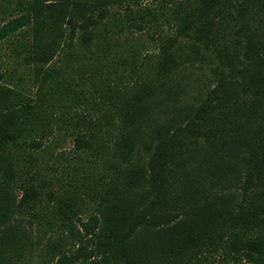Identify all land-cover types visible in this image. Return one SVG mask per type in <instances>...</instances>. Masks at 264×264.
<instances>
[{"label":"trees","instance_id":"16d2710c","mask_svg":"<svg viewBox=\"0 0 264 264\" xmlns=\"http://www.w3.org/2000/svg\"><path fill=\"white\" fill-rule=\"evenodd\" d=\"M129 1L31 0L0 26L37 88L0 83V264H264V0L177 3L131 84L105 21ZM195 64L207 84L181 103ZM28 218L52 233L37 254Z\"/></svg>","mask_w":264,"mask_h":264},{"label":"rangeland","instance_id":"374dc122","mask_svg":"<svg viewBox=\"0 0 264 264\" xmlns=\"http://www.w3.org/2000/svg\"><path fill=\"white\" fill-rule=\"evenodd\" d=\"M30 1L0 0V26L26 13ZM181 1L183 0H136L126 4L114 5L109 9L105 21L111 22L109 38L115 45L109 50L108 58L111 63L115 62V67L120 72L126 70L125 82L131 84L133 79L127 76L132 74L131 71H135V80L139 81L143 77L142 72L157 54L160 40L173 35L171 10ZM145 14L149 15L145 16ZM138 26H141L140 29ZM19 41L18 35L15 33L0 43V83L11 84L12 88L19 93L33 94L37 91L36 85H34V72L32 67L24 62L25 52L17 47ZM97 54L98 51H93V55ZM59 64L60 58L55 60L51 67H56ZM199 66V64H195L181 74V86L184 88V95L178 97L181 103L192 101V98L198 95L197 92L207 84L205 74H208L209 71L203 67L199 68ZM85 75L81 76L84 77ZM78 109L84 111L83 107ZM54 152L53 157L44 158L43 165L40 167L42 173L46 175V179L50 178L51 174L61 171V163L57 161L58 155L67 159L73 154L72 140L68 137L60 140L56 144ZM17 196L19 197V194ZM85 217L82 216V218ZM21 223L24 226H31L28 228V232L33 242L35 254H37L46 240L52 238V233L38 228L35 221L29 218L21 221ZM208 264L233 263L219 255Z\"/></svg>","mask_w":264,"mask_h":264}]
</instances>
